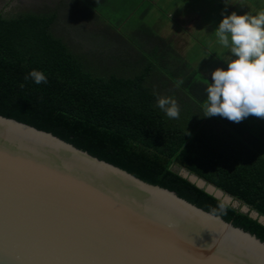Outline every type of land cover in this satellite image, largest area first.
Here are the masks:
<instances>
[{
    "label": "trees",
    "instance_id": "trees-1",
    "mask_svg": "<svg viewBox=\"0 0 264 264\" xmlns=\"http://www.w3.org/2000/svg\"><path fill=\"white\" fill-rule=\"evenodd\" d=\"M79 1L84 2L78 12L85 28L98 25L107 0ZM59 8L64 10L65 3L38 13L0 14V115L52 133L148 183L175 191L264 241V224L251 213L227 204L175 169H188L264 216V129L253 135L246 125L205 117L209 84L160 37L154 50L132 44L138 56L114 69L91 67L88 57L57 32ZM178 63L181 67L173 70ZM32 70L43 72L48 83L25 79ZM177 80H183L179 87ZM159 97L177 101L179 119L169 118L157 106ZM221 202L226 214L218 210Z\"/></svg>",
    "mask_w": 264,
    "mask_h": 264
},
{
    "label": "water",
    "instance_id": "water-1",
    "mask_svg": "<svg viewBox=\"0 0 264 264\" xmlns=\"http://www.w3.org/2000/svg\"><path fill=\"white\" fill-rule=\"evenodd\" d=\"M199 187L239 200L186 168ZM264 224V216L244 205ZM0 264H264V241L52 133L0 115Z\"/></svg>",
    "mask_w": 264,
    "mask_h": 264
},
{
    "label": "clouds",
    "instance_id": "clouds-1",
    "mask_svg": "<svg viewBox=\"0 0 264 264\" xmlns=\"http://www.w3.org/2000/svg\"><path fill=\"white\" fill-rule=\"evenodd\" d=\"M215 35L234 58L227 62V70L212 73L214 83L208 85L203 105L205 117L221 116L236 123L249 116L264 119V10L256 15L234 12L225 16ZM28 78L37 85L48 83L46 75L38 70H32L25 77ZM182 84L183 80H177V87ZM157 106L169 118L179 119L180 108L175 99L159 97ZM218 210L226 214L225 203L221 202Z\"/></svg>",
    "mask_w": 264,
    "mask_h": 264
},
{
    "label": "crops",
    "instance_id": "crops-1",
    "mask_svg": "<svg viewBox=\"0 0 264 264\" xmlns=\"http://www.w3.org/2000/svg\"><path fill=\"white\" fill-rule=\"evenodd\" d=\"M135 8H143L141 17L145 22H141L139 34L132 39L133 45L139 49L145 45L146 49L154 50L159 37L164 39L177 57L188 62L198 77L210 84L214 83L212 73L217 69L227 70V62L233 59L230 50L223 47L215 35L219 27L217 24L234 12L237 15H256L264 10V0H140ZM122 25L119 23L115 31L119 32ZM141 30H150L154 34ZM195 48L206 51L202 54L210 56V67L201 58L193 64L190 62L187 58L190 57L189 50ZM180 64L172 69L181 67ZM170 86L175 87L174 83H170Z\"/></svg>",
    "mask_w": 264,
    "mask_h": 264
},
{
    "label": "rangeland",
    "instance_id": "rangeland-1",
    "mask_svg": "<svg viewBox=\"0 0 264 264\" xmlns=\"http://www.w3.org/2000/svg\"><path fill=\"white\" fill-rule=\"evenodd\" d=\"M139 1L107 0L106 5L99 11L101 17L103 16V20L98 24L101 27L96 24L94 27L85 28L83 20L80 19L83 16L78 12V5L84 2L79 0H0V14L15 16L30 12L38 13L54 9L66 2L64 9L66 13L59 8L61 18L56 27L57 32L63 34L71 44H74L72 46L88 57L87 61L91 67L94 65L100 70H110L120 65L121 62L129 61L128 57L138 56L137 51L132 50V39L139 34L138 28L141 22H145L141 17L144 7L135 8ZM119 23L123 25L117 32L115 28ZM203 51L196 48L189 50L190 57L187 58L192 64L201 58L202 61L205 60L207 67H210V56L206 55L207 53L202 54ZM239 123L240 128L246 125V130L253 135H259L264 129V119L255 116H249ZM175 169L182 171L179 167ZM239 208H244L241 202Z\"/></svg>",
    "mask_w": 264,
    "mask_h": 264
}]
</instances>
